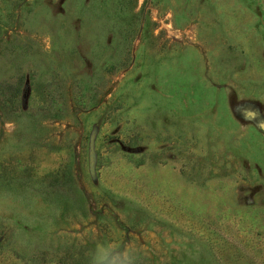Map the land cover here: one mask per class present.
<instances>
[{
    "label": "rangeland",
    "instance_id": "obj_1",
    "mask_svg": "<svg viewBox=\"0 0 264 264\" xmlns=\"http://www.w3.org/2000/svg\"><path fill=\"white\" fill-rule=\"evenodd\" d=\"M264 264V0H0V264Z\"/></svg>",
    "mask_w": 264,
    "mask_h": 264
},
{
    "label": "clouds",
    "instance_id": "obj_2",
    "mask_svg": "<svg viewBox=\"0 0 264 264\" xmlns=\"http://www.w3.org/2000/svg\"><path fill=\"white\" fill-rule=\"evenodd\" d=\"M92 264H135V253L122 245L98 246L92 257Z\"/></svg>",
    "mask_w": 264,
    "mask_h": 264
}]
</instances>
